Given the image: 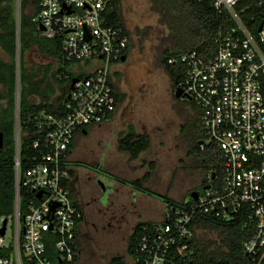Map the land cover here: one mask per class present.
<instances>
[{
    "label": "built area",
    "instance_id": "2783aa9c",
    "mask_svg": "<svg viewBox=\"0 0 264 264\" xmlns=\"http://www.w3.org/2000/svg\"><path fill=\"white\" fill-rule=\"evenodd\" d=\"M113 1L39 0L32 20L38 28H44L39 29L43 35L60 42L63 60H96L98 65L85 74L58 75L68 87L63 113H37L39 134L33 144L36 154L26 156L24 163L20 160V143L27 133L21 132L16 105L11 215L14 230L7 241V225L0 235V250L10 249L8 256H0V264H52L46 255L50 241L58 264L69 263L80 255L76 227L82 210L68 181L69 146L76 130L109 121L119 106L111 67L126 55L129 36L122 23H109L107 10ZM195 1H211L216 12L229 20V25L218 28L207 57L195 51L180 56L185 74L177 86L200 112L205 143H214L221 152L222 184L206 185L197 192L196 199L189 197L184 205L164 204L161 220L140 226L135 261L192 264L190 241L199 219L242 218L244 224H251L252 233L242 242L241 253L260 264L264 259V18L252 33L242 16L254 4L264 7V0L253 4L245 0ZM199 148L203 149L204 143H199Z\"/></svg>",
    "mask_w": 264,
    "mask_h": 264
},
{
    "label": "trees",
    "instance_id": "16d2710c",
    "mask_svg": "<svg viewBox=\"0 0 264 264\" xmlns=\"http://www.w3.org/2000/svg\"><path fill=\"white\" fill-rule=\"evenodd\" d=\"M256 0H245V3H252ZM14 0H0V46L8 54L9 61L0 62V80L5 82L8 105L5 109L6 120L10 124L9 132L4 139L0 149V218L11 217L13 213L14 198V117L16 110L15 103V68H16V21L13 14ZM30 5V10L22 12L23 7ZM152 10L160 15V22L167 28L165 42L170 45L168 50H160L156 56L157 65L161 67L168 76L171 87L174 90L185 74V64L180 56L195 51L201 57H207L214 47V37L221 26L229 25L226 15L218 14L211 4V1L197 2L195 0H150ZM39 9V0H21L19 17V96H18V119L21 132L25 131L20 143V160L25 162L26 156L35 155L36 150L33 144L38 138L35 116L38 112L44 111L56 116L63 113V96L67 94L68 87H61V95L49 102L45 96H40L37 103L29 101L32 93H37V81L32 76L23 73L24 54L32 44H35L48 55L59 60L56 75L69 74L67 66L72 62L64 61L60 42L49 38L41 33L38 26L32 20ZM109 23H121L120 2L114 0L108 7ZM264 18V7L252 5L245 12L242 19L247 28L256 32L257 24ZM24 33V36H23ZM41 81V80H40ZM58 81L63 85L64 79ZM44 92V91H43ZM114 96L118 103L124 99V95L116 88H113ZM39 93V91H38ZM261 93L264 99V76L262 77ZM176 98V97H175ZM178 105H188L190 108L180 112L181 127L174 135V140L183 156L179 159V167L199 171L202 178L199 184L189 190L201 192L203 187H220L223 179V159L219 148L212 142L205 143V135L201 127L200 112L191 100L176 98ZM4 121V122H5ZM92 127L86 125L75 131L69 146L73 150L78 137ZM2 129V127H0ZM199 143H204V148H199ZM151 147L150 136L145 132H137L133 124L120 131L117 136V148L128 155L129 160L139 157L143 151ZM83 167L91 168L86 163H75ZM142 166L147 167V172L139 178L127 180L113 176L122 184L138 189L146 194L163 201L164 204L184 205L189 199V194L179 201L172 200L167 195H161L149 190L145 183L156 169L154 160L143 161ZM98 169L99 166L97 167ZM175 172V171H174ZM173 172V173H174ZM210 173V179L207 175ZM188 190V192H189ZM22 205V201L20 202ZM146 221L137 222L126 240V254L134 262H127L122 257H112L109 264H136V243L139 237V228ZM77 228V242L80 245V230ZM196 228L200 230L191 238L192 264H255L248 256L241 253L242 242L249 238L252 233L250 223L244 224L242 218L234 221H225L213 218L199 219ZM212 230L216 234L215 239L208 238L205 230ZM10 249L0 250V256H8ZM46 255L52 260V264H58L57 255L53 250V241L47 242ZM77 259V258H75ZM74 259V260H75ZM73 260V261H74ZM72 262V261H71ZM71 262L66 264H71ZM26 264V263H23ZM260 264H264V259Z\"/></svg>",
    "mask_w": 264,
    "mask_h": 264
},
{
    "label": "rangeland",
    "instance_id": "374dc122",
    "mask_svg": "<svg viewBox=\"0 0 264 264\" xmlns=\"http://www.w3.org/2000/svg\"><path fill=\"white\" fill-rule=\"evenodd\" d=\"M14 1L13 14L15 21L19 23L21 0L19 3ZM119 2L122 22L131 36L128 55L116 71V88L124 95V99L118 106L119 111L115 119L99 123L78 137L70 154L71 165L75 168L70 171L69 178L75 180L78 177L80 187H83L82 184L86 185L100 196L102 192L97 177L87 168L75 163L73 165L72 162L93 166L100 163V166L108 167L107 170L119 178L129 180L146 172V166L141 165L143 161L146 163L154 160V189L172 200L179 201L190 188L200 183L202 176L199 171L179 167V159L183 154L174 140V135L181 127L180 112L190 107L178 105L168 76L157 65L156 56L159 49H167L165 36L168 30L160 22L159 13L152 10L150 0ZM29 10L30 5L22 8V12ZM17 55L19 60L18 50ZM24 61V74L31 68L33 70L39 66L51 65L50 55L35 44L26 50ZM17 77L15 103L18 107L19 74ZM129 124H133L137 132L147 133L151 139L150 149L141 153L134 161H130L127 155L119 152L116 147L118 133L125 130ZM129 189L120 181H112L101 200V213H91L90 218L92 217L96 226L89 227V237L80 242V255L71 264H109L110 259L117 256L131 262L130 256L126 254L127 237L132 231L134 220L142 219L145 215H150V212L144 208L140 213L132 214L136 210L134 207L140 208L142 204L138 202V205L132 199L128 193ZM6 225L7 241L14 230V219L8 217ZM199 232L197 228L195 233ZM204 232L208 238H216L214 231L206 229Z\"/></svg>",
    "mask_w": 264,
    "mask_h": 264
},
{
    "label": "crops",
    "instance_id": "0c3cea01",
    "mask_svg": "<svg viewBox=\"0 0 264 264\" xmlns=\"http://www.w3.org/2000/svg\"><path fill=\"white\" fill-rule=\"evenodd\" d=\"M120 14H121V8H120ZM121 23L124 25V23L122 22V19H121ZM125 28L127 30L128 36H129L128 48H127V51H126V55H124L125 56V59H126V57L128 55V52H129V49H130L131 36L129 34V30H128L127 26H125ZM168 49H170V45L167 43V49H165V50H168ZM50 59H51V62H52V63L49 62V64H51L50 66H39V67H37V69H33L32 70V68H31L30 70H26L27 76H29V77L32 76L33 77L32 78L33 81L39 82V83H37L38 84L37 85V93H32L29 96V101L32 102V103H37L40 100V96H45L46 99L49 102H51V100H53L54 98L59 97L61 95V91H62L61 90V87L62 86H66L65 82L62 85L58 81V75H56L57 74V68H58L59 63H60L59 60L57 58L53 57V56H50ZM125 59L123 61L120 60L119 62L114 63L112 65V67H111V83H112L113 88H116L115 80L118 77V74L116 73L117 67L122 62H124ZM97 65H98V61H96V60H90V61L80 62V63H71L70 65L67 66V69H68V72L70 74H72L73 76H77V75L85 74V73H88V72L94 70L97 67ZM116 89L119 91L118 88H116ZM38 91H39V93H38ZM64 99H65V94L63 96V101H64ZM118 111L119 110L117 108V110L115 111V113L112 116V118L109 121H107V122H110L113 119H115L114 117H115V115H117ZM96 125H98V124H96ZM96 125H93L92 127H94ZM116 147H117V139H116ZM119 152H121V151H119ZM143 152H145V151H143ZM143 152H141V153H143ZM127 157H128V155H127ZM136 159H133V160H130V161H134ZM73 163H82V162H72V164ZM73 165H75V164H73ZM79 166H81V165H79ZM98 166H99V168L101 170L104 169V171H106L108 173H111L110 171L107 170V169H109L108 167L107 168L106 167L104 168V167L100 166V163H99V165H97V167ZM74 168L75 167L71 165V159H70V155H69V174L68 175H70V171L74 170ZM147 170H146V172H147ZM146 172H143L142 174H139L140 175L139 177H141L142 175H144ZM111 174L113 176H115V177H118V176L114 175L113 173H111ZM151 176H150L149 180L145 183V186L147 188H149V190L154 191V192H156L158 194H161L159 191H156L154 189V185H153L154 182H155V181H153L154 180V178H153L154 173H152ZM115 177H113L114 180H116ZM139 177H137V178H139ZM134 179H136V178H134ZM129 180H132V179H129ZM151 180H152V182H150ZM68 181H69V184H70V178L69 177H68ZM116 181H118V180H116ZM124 185H126V184H124ZM128 187L130 188L128 193H129V195H131L132 199L134 201H136L137 203L139 202V203L142 204V206L140 208H137L135 206L134 208L136 210L134 212H132V214L133 215H136V214L140 213L139 211L144 210V208H147L148 209L147 212H150V215H147V216L145 215L142 219L141 218H137L136 220H134V225L137 222H140V221L141 222L142 221L149 222V221H158V220H161L162 215H163V210H164V202L161 201V200H160L161 201L160 202L159 200H157L158 198L152 196L151 194H146V193H144V192H142V191H140L138 189H134V188H132L130 186H128ZM161 195H165V194H161ZM139 203H138V205H139Z\"/></svg>",
    "mask_w": 264,
    "mask_h": 264
},
{
    "label": "flooded vegetation",
    "instance_id": "af4514ba",
    "mask_svg": "<svg viewBox=\"0 0 264 264\" xmlns=\"http://www.w3.org/2000/svg\"><path fill=\"white\" fill-rule=\"evenodd\" d=\"M9 61L8 54L2 49L0 46V62L5 63ZM6 85L5 82L0 80V134H1V140H0V149L2 148L3 142L6 134L9 132L10 124L8 121H5L7 118V114L5 113V109L8 105V97H7V91H6ZM15 119V117H14ZM5 121V122H4ZM15 122V121H14ZM15 124V123H14ZM90 165L91 168H87L90 170L96 177H97V183L99 184L101 188V195L99 196L98 193H95L94 190L88 188L86 185H83V187H80L78 184L79 178L76 177L75 180H70V189L72 192V195L76 198V200L79 202L81 210H82V218L79 222V230H80V242L84 239L89 237V227L96 226V223L92 220L91 213L97 212L101 213V208L103 206L102 199L104 196V190H107V188L111 185L112 181H114L112 176H109L108 172L98 169L97 166ZM192 190H189L187 192L190 194ZM100 206V207H99Z\"/></svg>",
    "mask_w": 264,
    "mask_h": 264
},
{
    "label": "water",
    "instance_id": "95a60500",
    "mask_svg": "<svg viewBox=\"0 0 264 264\" xmlns=\"http://www.w3.org/2000/svg\"><path fill=\"white\" fill-rule=\"evenodd\" d=\"M261 28V25L258 27V30H260ZM39 29L41 31L44 30V28L42 26H39ZM16 51L19 49V24H18V21L16 22ZM125 59V56H122L121 57V60L123 61ZM173 94L176 98H181V99H186V100H190V97L187 96L186 94H184L182 92V90L180 88H175L173 90ZM85 133V131H83ZM0 140H1V134H0ZM207 188V186L203 187V189ZM106 192V190H104V193ZM189 197L192 198V199H196L197 197V191L193 190L190 192L189 194ZM7 223V218H3L2 219V227L0 228V235H3L4 234V230H5V225Z\"/></svg>",
    "mask_w": 264,
    "mask_h": 264
}]
</instances>
